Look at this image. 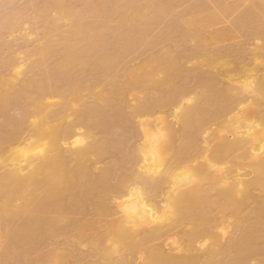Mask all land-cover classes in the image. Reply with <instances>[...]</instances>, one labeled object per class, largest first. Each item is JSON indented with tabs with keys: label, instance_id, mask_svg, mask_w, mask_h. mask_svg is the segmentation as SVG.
<instances>
[{
	"label": "bare ground",
	"instance_id": "6f19581e",
	"mask_svg": "<svg viewBox=\"0 0 264 264\" xmlns=\"http://www.w3.org/2000/svg\"><path fill=\"white\" fill-rule=\"evenodd\" d=\"M35 1L0 17L42 30L0 42V264H264V0Z\"/></svg>",
	"mask_w": 264,
	"mask_h": 264
},
{
	"label": "rangeland",
	"instance_id": "374dc122",
	"mask_svg": "<svg viewBox=\"0 0 264 264\" xmlns=\"http://www.w3.org/2000/svg\"><path fill=\"white\" fill-rule=\"evenodd\" d=\"M0 1H1V0H0ZM2 1H3V0H2ZM26 1H28V0H26ZM40 2H41V3H40ZM45 2H46V0H41V1H40V0H36L33 4L37 5V7H39V6H41L42 3H45ZM27 3H28V2H27ZM27 3H25V0H18L17 2L15 1L14 4H15L17 7L20 6L22 9H24L25 7L23 8L22 5H23V6H24L25 4L27 5ZM243 3H246V2H243ZM39 4H40V5H39ZM0 5H3V3L0 2ZM27 6H28V5H27ZM27 6H26V7H27ZM17 7H15V8H14V6H12V7H7L6 9L0 11V17H2V18L5 19V17L8 18V17H11V16L16 15V14L20 11L19 9H21V8L16 9ZM15 9H16V10H15ZM28 12H29V13H28ZM28 12H27V15L30 16V17H32L35 13L38 12V8H37L36 10H31V11H28ZM34 12H35V13H34ZM0 19H1V18H0ZM4 19H3V20H4ZM1 20H2V19H1ZM4 21L6 22V20H4ZM4 21H2V22L0 21V22H1V23H0V28L3 26V27H5V29L7 30V29H8V28L6 27L7 24L3 23ZM2 23H3V24H2ZM6 23H7V22H6ZM22 23H23V22H20V24L18 25V27L15 28L14 30H12V31H13L12 34H11V32H10L11 35L9 34V37H13V36H14V38H15V40L18 42V44H19V42H20V44H21V42H23L24 44H23V43H22V44H23L24 46H26V47H28L27 45H29V46L31 47L30 44H32V42H34L35 39L39 40L38 43H41L42 40H40L41 38H40L39 36L42 35V30H38V29H37V28L40 29L39 26H41V24H40V23H39V24H38V23H37V24H33V23H27V22H24L23 24H22ZM29 24H30V26H29ZM38 25H39V26H38ZM63 26H64V27H63ZM63 26H62V28H64V30H65V27L67 28L66 30H68V26H67V24H64ZM19 27H20V28H19ZM30 27H31L32 29H33V28L36 29V30L34 29V30H35V33H36V31L38 30V31H39V32L37 31L38 34L36 35L35 33H33L34 31H32V30L29 31V28H30ZM62 28H61V29H62ZM16 29H17V30H16ZM19 29H21L22 31H20ZM23 29L26 30V31L23 32ZM15 30H16V31H19V32H21V33L23 32L22 35H23L24 33H25V34H24L23 36H21V33H19V32H14ZM64 30L62 29V32H63ZM4 31H5V30H4ZM4 31H3V30H2V31L0 30V42L2 43V45L5 44L7 41H8V44H9V42H11V44H12V42H13V44L15 45L16 41H15V43H14V40L11 41V39L8 37L7 31H6V32H4ZM26 32H29V34L26 33ZM8 33H9V32H8ZM14 33H15V34H14ZM30 33H31V35H30ZM32 33H33V34H32ZM21 37H22V38L24 37L23 39H25V40H24L25 42H24L23 40H20V39H22ZM26 37H27V39L29 38L30 40H31V39H32V40L34 39V40H33V41L31 40L32 42H31L30 40L28 41V40H26ZM41 37H42V36H41ZM14 38H13V39H14ZM16 38H17V39H16ZM18 40H19V41H18ZM37 40H36V41H37ZM25 43H26V44H25ZM35 43H37V42H34V44H32L33 48L35 47ZM37 45H38V44H37ZM19 46H20V45H19ZM0 47H1V45H0ZM13 47L16 48V49L19 48V47L17 46V44H16L15 46H13ZM30 47H28V48H30ZM20 48H21V49H19V50L13 49V51H14V50H16V51H14V52L12 53V55H11V52H9V51L6 50V49L4 50V52L1 51V50H3V49H1V48H0V49H1V50H0L1 52H0V53H1V56H2V54H5V55H8V57H9V55H11V56H16L17 53H15V52H18V51H19L18 53H19L20 55L17 54V56H18V57H19V56H20V57H23L22 53H23V54L25 53V52H23L24 50L27 52V48L25 49V48L22 47V46H21ZM22 48H24V49H22ZM21 50H22V51H21ZM30 50H32V47H31ZM28 51H29V49H28ZM14 53H15V54H14ZM5 55H4V56H5ZM1 56H0V57H1ZM5 57H6V56H5ZM20 57H19V58H20ZM141 58H142V57H141ZM141 58L139 59V57H138V58H136L135 61H138V60L140 61ZM3 59H4V57H3V58L1 57V59H0V61H1L0 65L2 64V62H3L2 60H3ZM50 61H51V60H50ZM47 62H48V61H47ZM47 62H46V63H47ZM46 63L43 64V65H46ZM48 64L51 65L50 62H49ZM130 64H131V63H130ZM130 64H127V66H128L127 68H131V67H130ZM133 64H135V62H134V63L132 62V65H131V66H134ZM50 65H49V66H48V65L44 66V67H45L44 69H46L47 66H48L49 68H51L52 65H51V66H50ZM41 69L43 70V66H41ZM47 69H48V68H47ZM47 69H46V70H47ZM4 71H5V72H3V74H4L5 76H6V75H7V76L10 75V70H9V71L4 70ZM53 100H54V99H52V101H53ZM55 100L58 101V99H56V98H55ZM55 100H54V101H55ZM16 113H17V114H16ZM10 114H13V111L10 112ZM14 114H15V115H18V112H14ZM14 114H13V115H14ZM109 160H111V159H109ZM48 248H49V247H48ZM44 250L46 251L47 248L44 249ZM41 252H42V251H41ZM42 253H43V252H42Z\"/></svg>",
	"mask_w": 264,
	"mask_h": 264
}]
</instances>
